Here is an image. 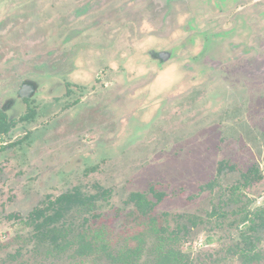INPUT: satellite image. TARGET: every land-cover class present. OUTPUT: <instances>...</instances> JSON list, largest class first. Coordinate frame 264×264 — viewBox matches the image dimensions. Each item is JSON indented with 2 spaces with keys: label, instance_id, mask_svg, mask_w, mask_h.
<instances>
[{
  "label": "rangeland",
  "instance_id": "1",
  "mask_svg": "<svg viewBox=\"0 0 264 264\" xmlns=\"http://www.w3.org/2000/svg\"><path fill=\"white\" fill-rule=\"evenodd\" d=\"M91 1L101 0H0V108L10 103L7 114L15 126L0 136V264H93L34 251L27 215L48 196L74 187L86 196L108 190L107 199L95 201V213L104 214L97 223L119 233L131 209L124 201L151 185L166 194L156 212L168 213L172 228L176 215L205 220L179 244L192 264H241L229 250L245 226L238 222L241 215L231 213L241 204L252 212L264 208V0H228L216 9L210 3L213 11L219 9L216 14L201 0H190L198 26L192 35L189 10L174 0H114L87 21L70 26L68 20L64 28L65 19ZM106 13L116 20L110 49L102 22ZM92 23L77 57L72 50L80 24ZM202 33L207 35L199 42ZM222 35L257 53L223 65L236 52L209 55V38L222 46ZM59 46L64 56L55 50ZM161 52L170 56L168 62L157 58ZM48 62L50 74L39 67ZM33 75L40 78L34 101L43 112L29 126L23 121L31 114L18 90ZM65 77L72 94L67 103L79 102L67 106L66 116L65 100L52 99L59 95L52 90L57 80ZM25 133L30 135L17 146ZM220 161L236 170L218 174ZM252 166L263 179L242 188L241 173ZM233 193L241 195L236 205L227 201ZM213 207L228 213L226 218H208ZM116 209L123 212L118 218ZM258 249L264 251V240Z\"/></svg>",
  "mask_w": 264,
  "mask_h": 264
},
{
  "label": "trees",
  "instance_id": "2",
  "mask_svg": "<svg viewBox=\"0 0 264 264\" xmlns=\"http://www.w3.org/2000/svg\"><path fill=\"white\" fill-rule=\"evenodd\" d=\"M11 125L10 118L0 111V135L7 134ZM235 170L236 167L226 161H220L217 166L218 174ZM241 179L240 186L247 188L261 181L263 175L258 167L252 166L241 173ZM206 186L211 190L214 187L212 183ZM109 196L108 190L86 196L75 187L56 198L48 196L24 221L32 229L34 251L54 259L67 256L72 261L86 260L93 264H192L191 256L183 252L179 244L183 237L205 223L203 218L176 215V225L172 228L170 215L156 212L166 194L151 185L147 192H133L124 201L131 209L123 218L121 231L114 233L108 224L97 223L104 214L95 213V201ZM240 196L233 193L228 204L240 203ZM122 214L116 209L114 216L118 218ZM227 215L213 207L207 217L225 219ZM231 215H241L238 222L245 228L239 231V243L229 251L238 256L241 264L260 263L264 260V251L258 249L264 240V208L252 212L245 204L236 205ZM10 217L18 219L17 215Z\"/></svg>",
  "mask_w": 264,
  "mask_h": 264
},
{
  "label": "flooded vegetation",
  "instance_id": "3",
  "mask_svg": "<svg viewBox=\"0 0 264 264\" xmlns=\"http://www.w3.org/2000/svg\"><path fill=\"white\" fill-rule=\"evenodd\" d=\"M174 1H179V2H181L180 4H181V6L183 7V9L185 10L186 8L185 7H187V9L189 10V23H190V35H192V34H195V33H198V29H197V27H195L196 26V21H195V18H196V13L194 14L193 12H192V10H191V5L190 6H187V5H189V4H191V1L190 0H174ZM202 2H203V5H204V7L206 8V10L207 11H209L210 10V13H213V14H216L218 11H219V9H217L216 11H213V9L210 7V3H214V7H215V9L217 8L216 6H221L220 4H226V3H229V1L228 0H201ZM230 1H232L233 3L234 2H237V3H242V2H244V1H246V0H230ZM256 1H258V0H256ZM207 4H206V3ZM259 2V1H258ZM110 3H114V0H101L100 1V3H98V2H94V1H91V3L90 4H92V6H90L88 9H84V7L86 6V5H83L82 7H81V9L80 10H78V13H76V14H74V15H71V17H68L67 19H65V21H64V28H66V29H68L67 28V23H66V21H70L71 22V24H70V26L72 25V26H74V25H76V24H78V23H82V22H85V19H86V21H87V18H88V16H90V15H93L94 13L95 14H97V13H99L100 11H102V9H104L105 7H107ZM183 3H185V5L183 4ZM215 4H217V5H215ZM252 4H254V2L252 3ZM250 5L251 6V9L254 7V5ZM125 6H126V4H124ZM121 6V5H120ZM198 6V5H197ZM218 6V7H219ZM219 8H221V7H219ZM250 9V10H251ZM122 11H127V8H122ZM115 12H116V9H115ZM216 12V13H215ZM127 13H128V11H127ZM257 12L254 10V8H253V17L255 16V14H256ZM119 14V13H118ZM239 14V13H238ZM187 15H188V11H187ZM243 15V14H242ZM241 15V16H242ZM256 17V19H257V22L259 23V17H258V15L257 16H255ZM209 20H210V18H209ZM104 21H106V23L105 24H107V26L104 28V34H105V32L107 33H110V31L111 30H115V25H116V20L114 19V17H113V15H112V13H106L105 14V17H104V20L102 21V22H104ZM104 24V25H105ZM79 25V24H78ZM94 25V23H92V24H89V26H86V27H84L83 28V25L82 24H80V28L78 29L79 30V37H77V39L79 40L78 41V43L76 44V47H75V49H73L72 51L74 52V50H75V55L77 56V57H81L82 56V54H83V50H84V45H85V40H84V38H83V34H84V32L87 34V33H89L90 31H91V29H90V27L91 26H93ZM95 26L97 27V28H99L100 27V24H97V23H95ZM114 33H115V31L114 32H112V33H110V34H108V36H107V40H108V43L106 44L107 46H110L109 47V49L113 46V45H110V41L111 40H113L112 41V43L114 42V39H113V37H114ZM213 34V32L211 33V34H209L210 36ZM215 34V33H214ZM207 35V33H202V34H198L197 35V40H199V42H200V38L201 37H204V36H206ZM212 36H214V35H212ZM220 37H222L221 38V40L223 41V39L225 40V41H223V43L221 42L220 44L222 45V46H218L217 45V43H216V41H219V38L217 37V36H214V39L216 40H214L213 41V38H209L210 39V41H212V42H210L211 43V47H212V49H210L209 50V52H210V54L209 55H211V54H217L219 57H221V58H223V57H225V55L223 54V53H225V52H229V53H231V52H236L235 53V55L233 56V57H231L230 59L231 60H228V61H226V63H224L223 65H228L229 64V66L228 67H231L230 65H235V64H237L238 62H240L241 61V59H243V58H249L251 55H253V52H255V53H257L256 51H255V49H258V48H254V47H250V46H248L247 45V48L246 49H239L238 47H237V44H236V41H237V39L235 38V39H232V38H229L227 35H222V36H220ZM205 38V37H204ZM66 41H68L69 39H68V35H66V39H65ZM98 42H99V37H98V41H97V44H98ZM202 42V41H201ZM202 43H206V42H202ZM62 45V44H61ZM58 49H61L60 50V52H62V54H61V56H64V54H63V52L65 53L66 52V50H62V47L61 46H59V48H57V49H55V50H58ZM53 51V50H52ZM59 51V50H58ZM250 52H252V53H250ZM66 54H68V53H66ZM246 55H247V57H246ZM214 56H216V55H214ZM66 57H67V55H66ZM157 58L158 59H160V61H162V62H168L169 60H170V56H168L167 54L165 55V53H158L157 54ZM233 59H235V60H233ZM59 62V60H55L54 61V63H58ZM108 62H110V60L108 61ZM61 64V66L63 65V61L62 62H60ZM48 65H50V63L48 62V63H44V66L43 65H40L39 67L40 68H47V73H49L50 74V71L48 70ZM60 65H59V67H60ZM42 66V67H41ZM112 67V66H111ZM111 67L108 65V69H107V71L109 72V73H112V71H111ZM44 68V70H46ZM105 70V69H104ZM63 78V77H62ZM111 78L113 79V75H111ZM32 79H34L33 81H32ZM32 79L30 80V81H25L24 83H22L21 85H20V88H19V90H18V97L20 96V93H21V89H23V88H32V94H31V96H30V98H28V99H26V98H21L20 97V99H22V101H24V102H27V108H28V111H29V113L31 114V116L29 117V118H26L27 117V114H25V116L23 117V118H26L25 119V121H23V123H27L29 126L30 125H32V124H34V123H36V119H37V117H36V115H39V112L41 111V114H42V108L41 107H38L37 108V105H35V101H34V97L37 95V93L39 92V86H38V83L40 82V78L39 77H35V75H33L32 76ZM39 80V81H38ZM98 82L96 81L95 82V85L97 84ZM57 85H58V87H56V88H53L52 90H55L56 92H58L59 93V95H57V96H54L52 99H53V101H54V104L55 103H59V102H61V101H63V100H65V102L66 103H64L63 104V106L61 107V110L64 108V111H65V113H64V116H66V114H67V109H68V105H71V104H74V102L75 103H77V100L75 99V100H71V102L70 103H67V99H69L71 96H72V94H71V91H70V89H69V83H68V80H67V77H65V79H60V80H57ZM95 85H94V87H95ZM93 87V88H94ZM92 88V89H93ZM77 90V89H76ZM57 98H59V100H57ZM34 102V103H33ZM29 103H31V106H29L28 107V104ZM79 103V102H78ZM77 103V104H78ZM10 103H7L6 104V109L4 108H0V111H2V113H4L8 118H9V115L7 114V110H10V105H9ZM76 104V105H77ZM84 112H85V110L83 109L82 111H80L74 118H78V116H80V115H82L83 116V114H84ZM18 120V119H17ZM10 121L12 122V120L10 119ZM19 121V120H18ZM66 122V121H65ZM27 125V126H28ZM14 125H11L10 126V128H9V130H8V132H7V134H2V135H0V136H6V135H9L10 134V132L12 131V130H15L14 129ZM35 129V128H34ZM34 129H31L32 131L34 130ZM28 134L30 135V133H25V135H23V137L22 138H20V139H18L17 140V146L18 145H20V144H22L23 143V141L24 140H22V139H24V138H26L27 136H28ZM32 135V134H31ZM33 141H35V139H33ZM15 142V141H14ZM32 144V143H31ZM14 215H17L18 216V219H19V215L18 214H12V215H10V216H14ZM9 216V217H10ZM11 219H15V218H12V217H10Z\"/></svg>",
  "mask_w": 264,
  "mask_h": 264
},
{
  "label": "water",
  "instance_id": "4",
  "mask_svg": "<svg viewBox=\"0 0 264 264\" xmlns=\"http://www.w3.org/2000/svg\"><path fill=\"white\" fill-rule=\"evenodd\" d=\"M32 92H33L32 88L31 89L30 88H23V89H21L20 97L28 99V98H30Z\"/></svg>",
  "mask_w": 264,
  "mask_h": 264
}]
</instances>
